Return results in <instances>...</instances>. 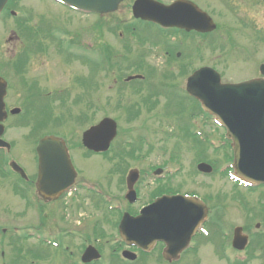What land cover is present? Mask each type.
<instances>
[{"label":"rangeland","instance_id":"rangeland-1","mask_svg":"<svg viewBox=\"0 0 264 264\" xmlns=\"http://www.w3.org/2000/svg\"><path fill=\"white\" fill-rule=\"evenodd\" d=\"M132 1L123 0L116 11L98 18L93 15L73 17L48 0H13V3L8 8H13L12 10L17 11L22 17L29 18V20L26 21V24H22L23 28L21 29L13 16L8 15L7 11L5 15L0 17V63H4L3 75L9 81L11 88L7 100L9 108L16 106L23 109L22 101L25 94L20 90L18 83L20 78L12 71L11 63H14L12 61L13 56L15 57L23 46H26V41L31 38L30 29H28L31 27L27 25H31L36 29L42 28L48 21L53 25V22L50 21L51 18L57 25L58 29L56 30H67L70 32V35H67V42L74 41L82 46L83 50L71 49L73 52H81L84 56L94 60L97 53L98 61L102 59L103 62L106 49L109 50L108 53L113 51L127 53L125 46H128L132 51V55L127 60H118L121 62L120 67L122 66L123 68L126 64L133 63L138 54L141 53L146 55L145 58L143 56L145 64L155 66L161 74L166 69L163 45L164 43L168 45L175 43L179 34L168 33L163 39L154 38L155 29H152L148 39H154L148 44L140 42L137 39L138 36H132L127 32L129 24L133 23L139 34L142 31L145 35L147 33L146 26L138 24L139 22L133 19L131 13ZM162 1L170 2L172 0ZM195 1L206 7L213 19L221 27L216 32L203 38L211 44L214 38L220 37L219 33H223L225 37V32H228L234 44L231 43V48L228 46V51L226 52L215 49L213 53H209V51L204 50L205 48H186L188 55L192 56L195 52L197 53L195 60H193L192 64L178 61V65L184 64L182 67L183 74L177 72V63L172 64L174 75L164 78L165 89L169 93L166 95L161 92L157 94L160 96L158 98L150 95V99L153 101V106L150 109L142 103V98L149 94L147 91L153 84L154 75L151 77L144 66L145 64L141 66L136 63L133 64V69H136L134 71L140 72L145 76L143 82H124V77L130 74V70L127 71L121 81L117 80V75L121 74L120 68L115 66L109 69L107 68V62H105L97 65L98 71L95 75L93 86L86 85L84 87L78 85L76 79L89 77L92 72V64L90 62L79 63L74 59H68V62H65V59L63 64L58 60V56L52 57L50 60L53 46L48 41L51 37H49L46 26L45 36L37 35L34 40H39L44 47L49 49L42 54L31 55L34 59L26 72L28 77L38 81L41 89L53 90L50 96L52 98H48V101L50 99L53 100L51 103L53 112L49 116V112L45 108L36 113L37 118L51 119L46 125L38 127L34 132L33 126L30 127L31 124H28L29 118L25 116V112L12 117L9 116V119L5 122L6 132H8V139L15 144L11 154L14 159L18 160L30 171L28 172L29 176L35 180L36 168L32 148L35 145L36 137L46 134V132L49 133L48 131H55L57 134L63 135L68 143L70 155L74 158L75 166L78 168L77 179H80L78 178L79 174L80 177L84 176V178L94 182L103 190L106 189V193L111 196V203H118L124 206L123 210L128 211V208H130L131 211H136L140 205L150 200L154 194L159 193L163 189L159 188V184L164 185L166 189L170 188L168 189L170 191L200 192L203 194L205 192L210 195L208 200L210 201V216L213 226L221 224L231 233V237L234 227L244 226L249 232L250 247L254 245L255 248H259L264 241V220L259 215L260 211L264 212V206L258 205L259 203L261 204L258 198L262 190L249 191L241 188V190L237 191L231 187V182L227 177L222 174L215 175V169L211 174H203L197 171L195 162L198 160H196L194 155V149L188 145L194 136L189 135L187 138H183L181 133L184 134V125L188 124L189 126L191 124V129L198 128L203 132V135L210 131L217 144L219 143L218 140L223 138L221 130L215 129L216 124L210 116L204 118V115L202 116L200 112L197 117L191 114L194 103L185 95L186 77L191 69L194 68V65L199 66L204 61H208L214 66L216 65L217 69H220L218 70L222 75L223 81H237L259 75L258 65L264 62V41L252 47L253 41L248 36L253 37V31H242L240 26H237V22L239 16H244L249 20L254 19L256 27H259V25L263 26V31L260 34L264 37V6L258 4H256L257 6H252L248 0L237 1L238 5L228 0ZM228 8H231L230 11ZM148 31L150 32V30ZM196 38L199 40V36ZM74 42L71 45H74ZM219 42L221 43V41ZM173 46L176 47L175 44ZM198 49L199 51H197ZM145 50H148L149 53L145 54ZM172 52L175 51L171 50ZM123 57H126V55L123 54L118 59ZM60 59L63 60L61 57ZM113 61L115 62L114 59ZM116 68L119 70H116ZM170 84L172 85L171 87L169 86ZM119 90L121 93H118ZM61 93L67 94L64 103L60 102L59 99L54 102V94L62 95ZM136 101L139 102L138 106H135ZM178 103L182 104L184 111L182 114L176 115L174 110H178ZM130 107L136 113L132 117L134 119L131 118L132 120H128L129 110L126 111ZM23 111L26 110L24 109ZM104 116L114 118L118 124V133L112 142L113 149L105 156L85 154L86 150L80 142L81 133L89 125ZM58 117L60 118L53 121L54 118ZM194 117L197 118L196 123H194L195 126H193ZM61 119L64 120L60 121ZM23 121L28 122L26 125L25 123L19 124ZM181 126L183 130L180 128ZM212 130H214V133ZM124 142L132 143L126 147L133 150L139 146L141 147L136 153L138 158L135 156H128L123 159L113 157L114 152ZM173 151L178 153V159L176 160L171 158ZM118 160L121 161L122 165L113 172ZM179 166L180 170L176 173L175 171ZM157 167L162 168V173L166 170L171 173L169 183H166L165 180L158 182L154 179L152 172ZM134 168L139 170L138 180L134 187L140 197V201L129 206L124 198L127 190L126 176L128 171ZM31 179L30 181H32ZM28 190L34 194L33 198L36 201V208L32 205H30L31 207H25L23 202H18L13 206L8 202L5 210L18 212L13 214V219L12 216L8 219L10 214L2 215H5L7 219L0 217V222L2 223L0 225V253L3 252V255L0 254V264H3L4 261L10 264L11 258H17V262L21 261L22 264H28L29 261L33 262L32 264H71L72 260L79 258L85 245L90 243L95 245L102 254L101 262L98 264H119L110 255L112 246L120 247L119 235L114 225L118 217L105 211L103 213L95 201L96 198H87L86 193L81 190L80 192L83 193L81 196L73 194L71 197L68 196L66 198L68 200L64 199L68 204V206L66 205L67 209H60V201L51 204L43 203L42 199L38 200L32 188V183L31 185L29 184ZM6 191L7 188L4 187V189L0 190V195L8 198ZM77 203H80V205H77ZM242 203H246L244 205L246 209L241 207L243 206ZM2 208H0V211ZM62 211H64V218H61ZM78 220L81 222L80 225L77 223ZM256 224L259 226L256 227ZM2 227H5L4 234L1 232ZM12 227L19 229L20 237H12ZM96 227L97 229H95ZM36 228L51 235L55 240L62 239L63 242L66 241L71 247V252H74V256H63L64 253L52 248L46 251L42 250L38 246L39 243L37 241L28 237L29 230L35 233ZM218 228L219 225L214 229L217 230ZM69 229L74 232L73 235L67 234ZM100 229H103L101 230L103 237L101 245L98 247L94 243L93 235ZM256 231L260 232L261 235H257ZM13 240L17 241L12 242ZM222 240L223 235L219 230V236L215 237L214 240L215 247L219 251H221ZM205 243L208 246L201 248L195 254L189 253L192 256H182V260L174 264H235L228 262L225 258L216 257L209 248L212 247L213 243L211 241H206ZM42 247H44L43 244ZM225 250L230 255L229 258L226 256L228 259L230 257L234 258L235 251H233L230 244ZM162 261L158 251H156L149 256L142 257L134 264H165ZM261 262V258L249 257L246 264H261Z\"/></svg>","mask_w":264,"mask_h":264},{"label":"water","instance_id":"water-1","mask_svg":"<svg viewBox=\"0 0 264 264\" xmlns=\"http://www.w3.org/2000/svg\"><path fill=\"white\" fill-rule=\"evenodd\" d=\"M6 1L0 0V9ZM60 1L75 8L107 13L116 10L122 0ZM132 13L136 18L187 30L204 32L215 28L212 19L189 0H176L169 5L155 0H135ZM260 70L264 74V65L260 66ZM5 86V81L0 78V121L5 117L2 101ZM187 90L198 97L211 113L216 114L227 128V135L234 140V165L238 174L247 179L264 181V80L221 83L215 70L201 67L188 78ZM1 132L0 124V134ZM115 132V121L104 117L83 133V143L94 151H104ZM36 150L39 157L38 191L44 197L55 199L72 182L75 174L67 149L62 140L47 136L39 140ZM198 167L210 171V166L205 163ZM18 170L22 172L20 168ZM136 178V171L128 176L129 190L126 196L130 200L135 199L132 186ZM205 213V205L197 199L164 195L142 209L141 215L137 217L125 213L119 230L126 242L142 247H147L158 239L164 240L167 243L165 257L168 258L175 256L184 247ZM240 230H235L233 245L241 249L246 237L240 235ZM123 254L130 259L135 258V254L129 251H124ZM98 256L95 248L89 246L82 259L89 261Z\"/></svg>","mask_w":264,"mask_h":264},{"label":"flooded vegetation","instance_id":"flooded-vegetation-1","mask_svg":"<svg viewBox=\"0 0 264 264\" xmlns=\"http://www.w3.org/2000/svg\"><path fill=\"white\" fill-rule=\"evenodd\" d=\"M251 3H256V4H264V1L262 0H252ZM53 22V18H51V20ZM43 26H47V31L49 32V37H51V39L49 38V43L50 45L53 46V51L50 55V60L52 57H56V56H63L66 61L68 62V59H74L77 62H82V58H84V54H82L81 52H76V51H72L71 49H81V46L79 43H76L74 41H69L67 42V35H70V32L67 30H56L57 25H51V23L48 21V23L46 25ZM42 26V27H43ZM54 27H56V29H54ZM259 30L255 31L259 32L261 30V26H259V28H257ZM186 33H182L179 35V37H177V46L178 43L180 44V46L182 47V44L184 45L183 48H196L197 47V40H196V36L197 33L195 31H190ZM183 34H190V35H183ZM260 36V35H259ZM65 37V40H63L62 38ZM179 41V42H178ZM74 42V45H71V43ZM49 49L48 47H44L42 42H39V40L36 41V48H35V55L38 54H42L44 52H46V50ZM184 50V49H183ZM186 51V50H185ZM4 52V51H3ZM165 54V53H164ZM166 54H169L168 51H166ZM182 54V51H178L176 50L174 53V57L173 56H165V61L166 64H173V63H177L178 65V61H182L183 63H190L193 62L192 57L184 55L181 59H179L180 55ZM176 57V58H175ZM34 58H31L29 60V63H25L26 59L25 58H16V60L20 61L21 64L30 66L31 65V61ZM58 60H60L58 58ZM184 66V64H179L178 68H177V72L178 73H182V67ZM3 69H4V63L1 64L0 63V75H3ZM194 123H196V121H194ZM193 123V124H194ZM6 153L3 152L2 149H0V165L3 166L4 168L0 169V190L7 188V197L5 198L4 196L0 195V208L5 207L6 203L10 202L11 204L15 205L18 202H21V193L23 192V189H25V191L27 192L28 190V186L29 184L31 185V183H33L34 181L32 180L31 183L29 184H25L19 177V175H17L13 170L11 169H7L6 168V163H7V158H6ZM33 186V185H32ZM33 188V187H32ZM35 199L33 200H29V203L32 206H35ZM136 214V213H134ZM2 217V216H0ZM4 218V216H3ZM163 246V245H162ZM196 250H194L193 245L191 244L186 250H184L180 256H189L192 253L195 252ZM197 252V251H196Z\"/></svg>","mask_w":264,"mask_h":264}]
</instances>
